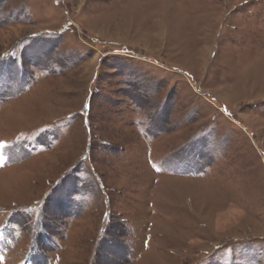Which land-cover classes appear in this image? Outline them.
<instances>
[{"label":"rangeland","instance_id":"1","mask_svg":"<svg viewBox=\"0 0 264 264\" xmlns=\"http://www.w3.org/2000/svg\"><path fill=\"white\" fill-rule=\"evenodd\" d=\"M0 264H264V0H0Z\"/></svg>","mask_w":264,"mask_h":264}]
</instances>
